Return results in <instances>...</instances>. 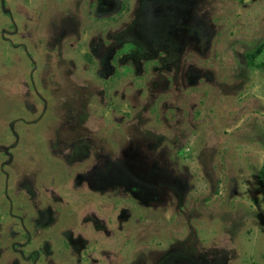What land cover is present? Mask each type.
Here are the masks:
<instances>
[{
	"label": "rangeland",
	"instance_id": "1",
	"mask_svg": "<svg viewBox=\"0 0 264 264\" xmlns=\"http://www.w3.org/2000/svg\"><path fill=\"white\" fill-rule=\"evenodd\" d=\"M264 0H0V264H264Z\"/></svg>",
	"mask_w": 264,
	"mask_h": 264
},
{
	"label": "trees",
	"instance_id": "2",
	"mask_svg": "<svg viewBox=\"0 0 264 264\" xmlns=\"http://www.w3.org/2000/svg\"><path fill=\"white\" fill-rule=\"evenodd\" d=\"M262 67L264 68V63H262ZM258 178L260 182L264 185V161H263L262 167L259 170Z\"/></svg>",
	"mask_w": 264,
	"mask_h": 264
}]
</instances>
